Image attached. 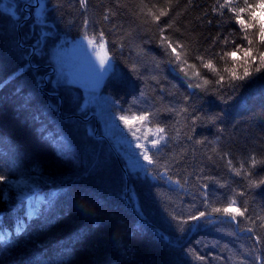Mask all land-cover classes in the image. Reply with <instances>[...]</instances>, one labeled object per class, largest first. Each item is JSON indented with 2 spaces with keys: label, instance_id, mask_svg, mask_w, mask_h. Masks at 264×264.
I'll list each match as a JSON object with an SVG mask.
<instances>
[{
  "label": "trees",
  "instance_id": "1",
  "mask_svg": "<svg viewBox=\"0 0 264 264\" xmlns=\"http://www.w3.org/2000/svg\"><path fill=\"white\" fill-rule=\"evenodd\" d=\"M38 1L41 14L0 0V264H264V73L226 71L243 74L249 45L224 0ZM101 34L110 111L164 129L144 171L95 136L83 91L53 69L60 45L99 48ZM20 177L37 199L2 203ZM228 206L244 215L213 211Z\"/></svg>",
  "mask_w": 264,
  "mask_h": 264
},
{
  "label": "rangeland",
  "instance_id": "2",
  "mask_svg": "<svg viewBox=\"0 0 264 264\" xmlns=\"http://www.w3.org/2000/svg\"><path fill=\"white\" fill-rule=\"evenodd\" d=\"M35 2L36 4L32 6L34 9L35 6L39 7L37 10L40 13L42 5L38 0ZM52 58L57 80L75 84L83 91V106H88L91 110L89 113L95 115L93 119L98 124L97 133L100 131L98 134L105 136L115 149H119V154L124 157L128 170L144 171L149 165L144 160V153L158 146L157 144L162 140L161 133L155 129L142 130L141 124L134 119L126 118L128 123L125 124L119 116L110 111L112 101L101 93L100 79L96 81L92 79L96 73L101 71H108V75L114 72L113 61L106 48L94 47L93 49L84 38H79L60 45L54 50ZM101 59L105 60L103 67L100 63ZM153 141H157L155 147ZM5 185L6 188L1 195L2 203L10 204L11 198H15L25 200L27 204H33L39 196L35 177L10 178ZM0 236L4 237L3 234Z\"/></svg>",
  "mask_w": 264,
  "mask_h": 264
},
{
  "label": "snow or ice",
  "instance_id": "3",
  "mask_svg": "<svg viewBox=\"0 0 264 264\" xmlns=\"http://www.w3.org/2000/svg\"><path fill=\"white\" fill-rule=\"evenodd\" d=\"M81 2V6L84 7L85 6V0H80ZM221 8H225L228 7L231 11H233V15L235 16L236 19V23L240 25L241 27V31H243L245 33L243 39L248 41V45L249 47L244 50V64L246 65L244 67V71L242 75L237 74L236 69L235 68H231V69H226V71H228L231 75L232 81H236V80H245L247 78L252 77L255 73H264V52H261L259 50V47H264V21H261L256 15H254L255 10L257 7L264 9V0H260V2L258 4H250L248 3V0H244V5L243 6H233V0H224V3L220 5ZM215 10V8H214ZM247 13V19L243 18V14ZM166 15V13L164 11H161L159 13V15H154L153 16V21H158L160 20L161 16ZM107 18V17H105ZM169 27H171V25H168ZM254 30V31H253ZM161 33H163V29H160ZM250 35H254L256 40L258 41L259 47H257L256 42L253 39H249ZM100 44L99 47L101 49L104 48V44H103V34H101L100 36ZM89 43H92V41H89ZM164 43L167 44L168 48L172 49L173 53H176V47H173V45L171 43H168L167 40H164ZM177 47H179V45H177ZM238 47V46H237ZM256 53L257 55H253V53ZM236 52L232 51V52H226L225 56H235ZM199 58V57H198ZM176 59L178 61H180L181 57L180 54L176 53ZM258 59V63H256ZM101 66H104L105 60L101 59L100 61ZM204 67L211 69L213 71H215V69L213 68V65L208 62L204 64ZM254 69V71H253ZM183 71V69H181ZM208 81H205V84H207ZM219 83V81L217 82ZM191 86V85H190ZM197 87H199V85H197ZM120 119L127 124L128 121L125 117L121 116ZM139 120L143 121L146 120L147 117L144 115H141L138 117ZM157 132L163 134L164 129H157ZM161 139H163V135H161L160 137ZM153 146L155 147L157 144V141H153ZM144 160L147 161V163L152 164L153 161L149 158V156L147 155V153H144ZM253 165H255L257 163V161L255 159H253L252 161ZM237 175H240V172L237 171L236 172ZM5 180L4 176H0V182H3ZM260 184H264V180L259 181ZM252 186H256L255 184H253ZM234 203V201H233ZM214 212H220L223 211L224 213H229L232 212L234 213L233 215V219L236 218L237 215L243 216L244 213L241 212L239 209L236 208H231V206L225 207L223 209H219V208H214L213 209ZM200 216H204V213H200ZM199 217H192L191 219H198ZM25 225L23 224H18L17 225V231H24ZM248 231H252L251 229H248ZM3 236H0V239H3Z\"/></svg>",
  "mask_w": 264,
  "mask_h": 264
},
{
  "label": "water",
  "instance_id": "4",
  "mask_svg": "<svg viewBox=\"0 0 264 264\" xmlns=\"http://www.w3.org/2000/svg\"><path fill=\"white\" fill-rule=\"evenodd\" d=\"M15 18L18 19V15H15ZM21 23H22V22H21ZM107 75H108V71H101V72L96 73V74L92 77V79H93L94 81H96V80H98V79H100V81H104V80L106 79V76H107ZM44 80H46V76L44 77ZM41 87H43V85H42ZM92 118H95V115H94V114H91L90 117L87 118V120H88V119H92ZM95 125H96V127H95V136H97V137L99 136V137H102V138L106 139L105 136H102L101 134H97L98 124H97L96 121H95ZM106 140H107V139H106ZM125 172L127 173L126 170H125ZM126 191L129 192V191H128V187L126 188ZM127 198H128V195H126L125 200H127ZM232 221H233V220H232ZM234 222H235V221H234Z\"/></svg>",
  "mask_w": 264,
  "mask_h": 264
},
{
  "label": "flooded vegetation",
  "instance_id": "5",
  "mask_svg": "<svg viewBox=\"0 0 264 264\" xmlns=\"http://www.w3.org/2000/svg\"><path fill=\"white\" fill-rule=\"evenodd\" d=\"M27 6H29V4H26V5H25V7H27ZM104 82H105V81H104ZM104 82H103L102 84H104ZM102 84H100V85H102Z\"/></svg>",
  "mask_w": 264,
  "mask_h": 264
},
{
  "label": "bare ground",
  "instance_id": "6",
  "mask_svg": "<svg viewBox=\"0 0 264 264\" xmlns=\"http://www.w3.org/2000/svg\"><path fill=\"white\" fill-rule=\"evenodd\" d=\"M22 23L21 22H19V24H18V27H20V25H21Z\"/></svg>",
  "mask_w": 264,
  "mask_h": 264
}]
</instances>
